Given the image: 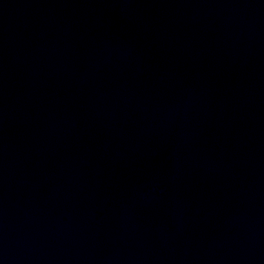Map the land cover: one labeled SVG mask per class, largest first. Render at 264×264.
Masks as SVG:
<instances>
[{
    "label": "water",
    "instance_id": "water-1",
    "mask_svg": "<svg viewBox=\"0 0 264 264\" xmlns=\"http://www.w3.org/2000/svg\"><path fill=\"white\" fill-rule=\"evenodd\" d=\"M0 264H264V0H0Z\"/></svg>",
    "mask_w": 264,
    "mask_h": 264
}]
</instances>
